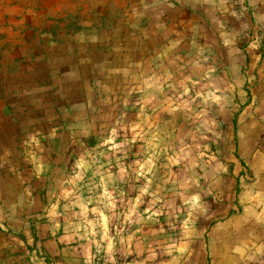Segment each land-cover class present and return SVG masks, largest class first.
<instances>
[{
  "label": "rangeland",
  "instance_id": "rangeland-1",
  "mask_svg": "<svg viewBox=\"0 0 264 264\" xmlns=\"http://www.w3.org/2000/svg\"><path fill=\"white\" fill-rule=\"evenodd\" d=\"M193 261L264 264V0H0V264Z\"/></svg>",
  "mask_w": 264,
  "mask_h": 264
},
{
  "label": "crops",
  "instance_id": "crops-1",
  "mask_svg": "<svg viewBox=\"0 0 264 264\" xmlns=\"http://www.w3.org/2000/svg\"><path fill=\"white\" fill-rule=\"evenodd\" d=\"M185 249H191V246H186V248H184L183 250ZM193 264H196V261L195 262L193 261Z\"/></svg>",
  "mask_w": 264,
  "mask_h": 264
}]
</instances>
